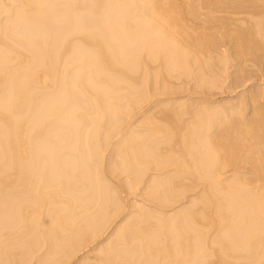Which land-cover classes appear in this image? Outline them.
<instances>
[{"label":"bare ground","instance_id":"obj_1","mask_svg":"<svg viewBox=\"0 0 264 264\" xmlns=\"http://www.w3.org/2000/svg\"><path fill=\"white\" fill-rule=\"evenodd\" d=\"M253 58L264 0H0V264H264Z\"/></svg>","mask_w":264,"mask_h":264},{"label":"rangeland","instance_id":"obj_2","mask_svg":"<svg viewBox=\"0 0 264 264\" xmlns=\"http://www.w3.org/2000/svg\"><path fill=\"white\" fill-rule=\"evenodd\" d=\"M253 59H255V58H253ZM255 62L257 63V66H255L256 68H258L259 66L261 67V68L259 67V69L254 68L255 71L259 72V73L256 72V75H257V76H259L260 74H261V75H260L259 77H257V76L254 74L255 79L257 78L256 80L253 78L254 83H253L252 80H249L250 82L248 81V83H249L250 85H249L248 83H247V84H248L247 86H243V87H242V86L240 87V85H237V86H238V89H237V90H235V89H236L235 87H234V88L231 87L230 89H228V92L226 91L227 93H226V92H224L223 94L219 93L218 95L216 94L215 96H217V97L228 96V94L230 93V91H232L233 89H234V92H236V93H232V92H231V93H232L231 95H235V94L239 93L240 91H242V90H244V89H246V88H249V89L251 90V89L253 88V86H252L253 84H255L256 82H258V81H260V80L262 81L261 78H263V81H264V74H263V73H264V72H263V70H264V63H263V61L256 60V59H255ZM262 68H263V69H262ZM258 70H259V71H258ZM261 70H262V71H261ZM261 72H262V73H261ZM262 74H263V75H262ZM258 78H260V80H259ZM255 81H256V82H255ZM261 81H260V82H261ZM263 81H262V82H263ZM263 83H264V82H263ZM232 88H233V89H232ZM231 89H232V90H231ZM238 91H239V92H238ZM225 93H226V95H225ZM220 94H221V95H220ZM229 95H230V94H229Z\"/></svg>","mask_w":264,"mask_h":264}]
</instances>
